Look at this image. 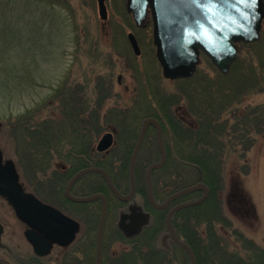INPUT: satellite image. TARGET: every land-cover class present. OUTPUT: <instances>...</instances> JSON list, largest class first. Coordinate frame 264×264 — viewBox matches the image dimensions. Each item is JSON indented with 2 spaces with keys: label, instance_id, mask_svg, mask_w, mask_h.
Segmentation results:
<instances>
[{
  "label": "rangeland",
  "instance_id": "1",
  "mask_svg": "<svg viewBox=\"0 0 264 264\" xmlns=\"http://www.w3.org/2000/svg\"><path fill=\"white\" fill-rule=\"evenodd\" d=\"M125 1L106 0V20L99 18L96 0L0 1V149L5 159L13 160L26 191L49 204L52 200L51 177L59 169V163L65 161L52 152V160L46 170H43L45 165L38 167L37 172L30 170L23 155V146L28 143L19 132V123H14L17 115L28 109L31 112H27L25 117L29 121L58 118L59 100L55 89L65 85L72 97L74 94L77 97L80 91L81 110L84 113L93 111L95 119H98L94 122L97 120L93 121L90 113V123L85 124L88 134L87 130L82 134L92 139L91 149L95 152L98 140L106 132L113 133V146H116L119 127L130 124L117 123L116 116L130 112L141 92L146 94L156 85L161 92L171 95L176 88L177 80H168L161 75L152 43L151 25L136 27L125 11ZM129 32L137 40L139 55L132 52L127 40ZM260 37H264V19ZM245 52L246 47L242 45L238 58ZM209 63L201 56V63L194 73L197 72L198 79L204 77L210 80L214 77L215 67ZM253 98L256 102H263L264 93L251 96ZM31 113L33 117L29 116ZM180 114L189 118L184 110ZM148 135L150 140L143 144L139 153L140 175L159 158L156 142H151L153 130ZM109 154H106L103 163ZM221 175L222 187L218 198L223 218L215 227L217 234L230 250L241 249L240 242H236V234L264 249V132L254 136V143L249 149L238 146L227 151ZM88 177L103 185L98 175L89 174ZM191 178L188 172L186 181L184 178L183 181L191 184ZM93 182H88L90 187L96 184L95 180ZM85 190L92 192L93 189ZM3 206L0 200V219L6 228L2 241L9 245L12 255L21 256L22 262H16L0 249V264H24L33 256L32 249L22 234L23 226L8 215ZM69 212H74L72 217L78 216L72 208ZM109 219L110 224H115L113 216ZM205 229L201 225L202 235ZM13 232L16 235H11ZM110 240L107 227L104 264H114L115 257L125 252V248L118 243L109 246ZM54 255L50 253L40 260L43 264H51ZM159 255L156 260L165 261L163 264H167L168 259L172 264H188L178 248L170 247L168 252ZM148 257L143 252V260L136 263L148 264Z\"/></svg>",
  "mask_w": 264,
  "mask_h": 264
},
{
  "label": "trees",
  "instance_id": "2",
  "mask_svg": "<svg viewBox=\"0 0 264 264\" xmlns=\"http://www.w3.org/2000/svg\"><path fill=\"white\" fill-rule=\"evenodd\" d=\"M243 46L246 47L245 54L232 64L226 74H220L214 68V77L208 80L204 77L198 79L196 72L190 78L177 80L171 95L161 92L156 85H152L146 94L141 92L130 112L116 116L117 123L130 124L128 127H119L118 142L108 150L110 156L106 158L105 163L100 161V156L91 149L92 139L82 136L87 130L85 124L90 123V113L93 121L98 122L95 113H84L81 110L82 103H79L82 97L80 91L77 97L74 94V98L62 84L63 86L54 91L59 100L58 118L29 121L25 116L31 111L27 109L17 115L18 118L14 122L19 123V132L28 143L24 145L21 141L27 167L37 172L38 167L45 165L43 170H46L54 152L58 158L72 161L78 168L92 165L105 168L115 186L120 191H126L129 187L128 162L140 123L145 117H154L161 125L166 151L165 164L153 172L155 195L160 198L200 180L209 190L202 203L184 211L186 218L190 217L194 221L200 219L201 225L206 227L200 244L196 245L193 220L189 222L186 219L187 233L184 238L195 255L196 264H264V249L241 234H236V242H240L241 249L230 250L215 229L223 218L218 191L222 187L221 170L227 151L238 146L249 149L254 143V136L264 132V101L256 102V98L251 99V96L264 93V37ZM53 97L52 95V99ZM183 110L189 118L180 114ZM29 116L31 117L32 113ZM23 123H26L24 127ZM167 135L170 137L167 138ZM152 136L151 142L155 143V134ZM149 140V135H146L143 144ZM138 164L139 157L136 164V185L137 189L143 192L144 181L143 176L137 174ZM188 172L192 176L191 184L185 182ZM95 175L101 178V175ZM103 191L109 195L105 185ZM114 200L111 195L108 196L110 205ZM153 216L156 221L162 223L161 214L154 212ZM148 250V264L165 262H159L152 257L151 252L155 251L153 248ZM122 254L119 259L113 261L114 264H133L132 253L127 251ZM184 257L188 262L187 257ZM167 262L171 263L169 259ZM89 264H92L91 255Z\"/></svg>",
  "mask_w": 264,
  "mask_h": 264
},
{
  "label": "water",
  "instance_id": "3",
  "mask_svg": "<svg viewBox=\"0 0 264 264\" xmlns=\"http://www.w3.org/2000/svg\"><path fill=\"white\" fill-rule=\"evenodd\" d=\"M105 1L96 0L98 16L101 20L107 18ZM125 10L131 15L135 26L142 28L148 23L151 24V38L161 75L165 79L179 80L189 78L195 73L197 66L201 63V55L205 56L220 73L226 74L238 58L242 45L258 41L264 19V0H126ZM127 39L133 53L139 55L138 43L133 33L129 32ZM149 126L154 127L156 131L160 154L159 160L151 163L146 169V191L151 206L162 209L178 196L197 190L202 191L201 197L173 207L166 215L170 236L179 247L185 250L190 264H196L191 248L176 237L170 217L180 208L202 203L208 195V188L199 182L175 192L163 203L155 202L152 194L151 172L164 165L166 153L161 127L154 117H146L141 121L128 164L130 190L127 194L118 191L109 173L101 167L83 168L76 172L67 183L65 193L70 200L84 203L99 198L102 201L97 226L95 264H101L107 200L103 194L72 196L69 194V189L80 176L98 173L104 177L107 187L117 199L121 201L132 199L135 191V164ZM111 144L112 134L106 132L98 140L95 149L101 152L107 150ZM0 196L8 201L16 217L27 226L24 235L36 256L47 255L54 243L67 245L73 239L78 228L77 222L57 208L42 202L32 193L24 192L19 183L14 162L11 159H3L1 149ZM126 217L131 216L124 215L123 219ZM1 232L0 225V236ZM0 246L7 248L1 243Z\"/></svg>",
  "mask_w": 264,
  "mask_h": 264
},
{
  "label": "flooded vegetation",
  "instance_id": "4",
  "mask_svg": "<svg viewBox=\"0 0 264 264\" xmlns=\"http://www.w3.org/2000/svg\"><path fill=\"white\" fill-rule=\"evenodd\" d=\"M141 125V123H140ZM140 128V126H139ZM153 130L154 134L156 135V131L154 127H148L146 129L145 137ZM139 132V131H138ZM112 137L113 133L111 132ZM144 137V140H145ZM143 140V143H144ZM114 143V137L112 140L111 146L104 151L98 152L95 151V153L100 156V161H105L106 154L110 148H112ZM143 143L141 145V148L143 146ZM140 148V151H141ZM139 151V153H140ZM139 156V154H138ZM74 162L66 160L64 163H59V169L55 171V174L51 178V205L55 208L59 209L62 213L65 215L71 217L77 222L78 228L74 234L73 239L67 244V245H60L57 243H54L51 247L50 253L55 254L53 261L51 264H89V256H92V264H95V255H96V236H97V226L99 221V216L102 208V201L101 199H95L90 202H74L70 200L66 193V186L68 181L71 179V177L78 172L79 170L86 168V167H79L76 164H73ZM94 166V165H92ZM100 167V166H97ZM103 168V167H101ZM105 169V168H104ZM146 169L141 173L143 176L144 181V191L141 192L137 189V185H135V191L133 194L132 199L127 201H121L117 199L114 194L109 190L107 187L104 178L103 179V185L101 186L100 182L96 179H90L88 177V174H84L77 178L71 185L69 189V194L76 197L81 196H87L91 194H103L107 200V214L106 219L104 222V228H103V236H102V248H101V264L105 263L104 258V246H105V232L106 228L108 227V230L110 232V243L109 246L115 243L120 244L125 248V252H130L134 254V262L133 264H139L136 262H141L142 253H148V249L153 248L155 251L151 252V255L154 259H156L159 254L168 252V249L170 247L172 248H178L184 256L187 257L188 264H190V260L185 252L184 249L179 247L175 241L170 236V233L168 231V227L166 224V215L168 212L175 206L189 202L192 200H195L199 198L202 195V192L200 190L190 192L187 194H183L182 196H178L175 199H173L165 208L162 209H156L153 206H151L150 202L148 201L147 197V191H146ZM159 170V169H156ZM153 170L151 173V182H152V194L154 197V200L156 203H163L166 201V199L177 192L179 189L168 193V195L162 196L159 198V196H156L154 193L153 188V181L155 177L153 176V172L156 171ZM140 174V171L137 172V174ZM100 175V174H99ZM135 177H136V170H135ZM95 180L94 185L90 187L88 182H93ZM94 183V182H93ZM91 184V183H90ZM104 185L108 189V194L111 195L115 200L113 201V204L110 205L108 201V196L106 192L103 191ZM22 190L25 192L26 189L21 184ZM93 189L92 192H87L85 189ZM117 188V187H116ZM118 189V188H117ZM181 189V188H180ZM130 190V187L126 191H120L122 194H127ZM0 200L4 204V210L8 213V215H12L16 221L23 226V236L24 231L26 230L25 224L20 221L15 213L11 205L8 203V201L0 196ZM45 202V201H44ZM70 207V209H69ZM74 209L75 214L78 213V216L75 217L73 215L74 212H69V210ZM133 208V210L131 209ZM185 208H180L176 211H174L170 217V223L173 228V231L178 239L186 243L188 246L189 244L185 241L184 235L187 233L186 228V219L189 220V222H193V235L196 245L200 244L201 241V222L200 219H191L190 217L186 218L184 211ZM154 212L159 213L162 215V223L159 221H156L153 214ZM74 214V215H75ZM114 217L115 224H110L108 218L110 216ZM124 215H130L131 217L123 219ZM0 224L2 228L0 242L1 244H5L7 248L0 246V249L3 250L5 253H7L10 257H12L13 260L21 261V256H14L13 251L9 247L8 244L4 243L2 241L3 235L5 234L6 228L3 223V221L0 219ZM107 226V227H106ZM191 224L189 225V227ZM115 230V231H114ZM117 230V231H116ZM10 234V232H9ZM16 235L15 232H13L11 235ZM25 238V236H24ZM190 247V246H189ZM191 248V247H190ZM93 253V254H92ZM114 254V253H113ZM141 255V256H140ZM194 255V253H193ZM42 257L38 256H32L29 258L24 264H43V262L40 260ZM167 258V256H166ZM165 258V259H166ZM195 258V255H194ZM119 259L118 257H115L114 260ZM159 261V260H158ZM160 262V261H159ZM196 262V258H195Z\"/></svg>",
  "mask_w": 264,
  "mask_h": 264
}]
</instances>
